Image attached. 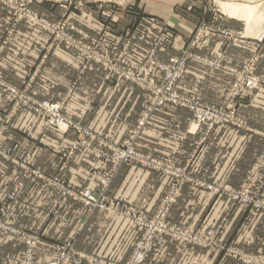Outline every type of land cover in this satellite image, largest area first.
<instances>
[{"label":"crops","instance_id":"obj_1","mask_svg":"<svg viewBox=\"0 0 264 264\" xmlns=\"http://www.w3.org/2000/svg\"><path fill=\"white\" fill-rule=\"evenodd\" d=\"M36 1L34 8L45 16L56 17L69 11L78 28L90 34L106 29L105 22L111 16L105 50H116L124 41V33L130 30L127 57L134 59H139L156 34L166 27L174 35L158 53L166 61L179 53L184 38L201 19H214L252 39L264 32V0H216L220 16L211 13L209 0H149V15L111 0L103 1V5L90 0ZM8 16V11L0 8V79L14 86L29 85V93L38 99L58 101L68 95L63 113L98 136L93 140L95 144L91 142L95 148H99V141L119 144L137 122L142 91L117 77L105 80L103 69L94 63H89L79 75L83 63L79 53L61 41H51L28 21L10 30ZM197 51L209 59L221 55L222 61L213 66L190 60L177 89L184 94H198L211 105L223 101L234 81L230 67L240 68L256 55L255 72L264 76V41L257 47L252 40L240 44L213 38L200 43ZM74 80L76 85L69 91ZM232 107L243 120L242 127L226 124L197 129L188 111L161 105L151 113L135 144L140 151L176 165L189 163L193 179L211 183L219 191L186 183L172 207L169 222L202 230L222 223V242L264 255V212L235 204L228 195L251 177L250 191L264 193V86L241 89L232 100ZM10 110L11 101L0 90V118ZM43 124L38 114L19 107L10 115L3 135L4 146L12 152L8 158L0 156V208H6L5 217L14 224L31 221L38 215L33 209L40 213L42 209L58 210L59 196L37 179L40 176L60 175L74 186L89 182L94 188L99 186L94 176L102 164L99 154L81 146L69 162L64 161L63 154L76 137ZM167 185L168 178L156 171L125 165L107 193L127 207L152 212ZM12 192L15 195L11 198ZM139 233L129 219L105 212L101 220L87 221L76 247L125 261L131 252L129 241ZM21 250L22 244L16 238L0 237V256L18 257ZM36 255L40 259L38 256L47 254ZM221 255L170 242L155 264H241L230 258L224 260Z\"/></svg>","mask_w":264,"mask_h":264},{"label":"built area","instance_id":"obj_2","mask_svg":"<svg viewBox=\"0 0 264 264\" xmlns=\"http://www.w3.org/2000/svg\"><path fill=\"white\" fill-rule=\"evenodd\" d=\"M30 10V9H29ZM28 9L25 10L24 17H29V19L37 24L38 27H45L49 31H56L55 27L48 25L47 23L37 20L35 15H32ZM60 37L64 43L70 45L74 48L77 53L83 56V64L81 69L87 67V61H97L101 62L104 68L108 69L111 66V60L106 59L99 52L100 44L96 43L93 37L91 45L84 46L80 41H73L69 34L59 33ZM221 35L224 36L229 41L243 43L245 38L240 34L227 29L225 27H215L201 22L196 26L193 33L189 36V47L193 46L205 38H212L213 36ZM162 35L159 36V38ZM159 38L155 41L156 47H151L149 51V56L145 58V65H139L137 63L131 65L130 68L124 66H117L113 71L116 72V77L122 79L123 81L133 83L141 88L144 94V100L142 103V112L141 116L138 119L137 126L133 129L128 130L126 138L117 146L111 147V154L108 156V160H113L114 166H120L123 163H132L136 162L140 165L150 166L153 169L161 172L167 177H172L173 182L170 187H168L167 193H165L162 198L161 204L156 210V212L151 216H146L144 214H135L132 209H125L122 214L133 219L132 221L137 225L138 228L142 229L140 238L135 243L134 248L129 255V257L123 262L119 263L113 260H103L99 256L94 255L93 253L88 254L83 251H78L76 249L75 240L73 238L67 239L58 243L50 257L49 261L45 264H150L152 259L158 258L161 254L162 249L164 248L165 243L168 240L179 241L182 245L193 244L197 247L204 248L206 250H223L222 246L218 244L217 233L212 234H198V233H189V231L176 228L165 221V216L169 210V207L174 201L175 196L177 195L180 186L187 180L188 176V166L187 163L184 166H173L169 162L161 161L160 159L152 158L151 156L142 154L135 148V138L139 133V130L143 127L145 122L148 119V116L153 111L154 108L161 106L163 103H168L179 108H184L189 110L193 114V124L198 127L199 125H205L206 129H211L216 125L220 124H232L236 126L243 125V120L236 115L235 110L232 107V100L237 92V87L241 80L247 82L250 85L256 87L258 85L259 79L252 74H248L240 71H233L235 79L233 85L229 88L224 100L219 105L204 104L200 101L199 97L182 95L175 92V86L177 82L182 78L186 70V60L189 58H197L202 60V62L208 63L213 66H219L217 62L208 60L201 57L200 55H194L188 50H185L180 57H170L168 61H158L154 56V50L156 51L157 43ZM156 68L160 72V80H155L152 75V69ZM111 69L107 70V75L104 74V78H110ZM0 86L11 100L12 106L11 110L8 112L12 114L17 108L23 106L27 109L33 111L38 115L46 116L48 119V125H55L60 129H66L69 125H74L80 128L86 135L89 136V141H85L84 145H91L94 140L93 135L86 127L82 125H77L72 122V120L65 118L61 114L62 103L51 100H41L34 98L26 88H18L13 85L4 84L0 81ZM74 84L69 88L73 89ZM3 120V121H2ZM5 119H0V138H2L5 131ZM99 151L98 148H94ZM0 153L3 157H10L8 150H4L0 147ZM105 169L99 176V185L101 189H105L111 182V176L113 170L108 171ZM253 177L246 180L240 189L229 191L228 194L234 202H241L246 205H251L255 209L264 210V198L259 195H252L250 191V183ZM52 185H58L59 188H62L63 194H72L74 197L79 199H84L86 203H89L93 207H105L104 201L99 196H95L90 188H85L82 191L71 188L70 185H64L63 181L58 177H53L52 180H49ZM197 185H201L208 190H213L219 192L218 189L212 185L204 183L203 181L197 182ZM0 231H13L17 233L16 229L10 228L8 225L3 223L0 219ZM35 237L33 235H25L23 239L27 243V248L19 261H14L11 259H0V264H44L38 263L33 260L32 248L35 245ZM238 259H243L247 264H264V258L257 256L255 254L241 253L236 250L230 251Z\"/></svg>","mask_w":264,"mask_h":264},{"label":"rangeland","instance_id":"obj_3","mask_svg":"<svg viewBox=\"0 0 264 264\" xmlns=\"http://www.w3.org/2000/svg\"><path fill=\"white\" fill-rule=\"evenodd\" d=\"M90 1L103 5V1H106V0H90ZM107 1H109V0H107ZM111 1H115V2L117 1V3L122 4V6H126L127 9H129V10H133V9L134 10H138L140 13L148 14V13H150L149 11H151L150 8H149V6H148V5H150L149 4V2H150L149 0H111ZM209 1H210L209 10L211 11V13L213 15L220 16L221 14L218 13V12H216V10H217L216 0H209ZM35 2H37V1L36 0H0V8H3L6 11H8V14H9V16H8L9 20L8 21H9V27L11 26L10 27V30L13 28L14 25H16V24H18V23H20L22 21H28V22H30V23H32V24L35 25V23H33L29 19L28 16L27 17H24L25 10L26 9H28V10L30 9L29 12L32 15H35V17H36L37 20L43 21V22L47 23L48 25H52V26L55 27V30L56 31H49L45 27H43V28L42 27H39L42 31H44L48 35V37H49V39L51 41H61V42L64 43V41L60 37L59 33H63V34H66L67 33V34L70 35V37H71V39L73 41H80L84 46H88V45H91L90 43H91L93 37H96L97 39H94V40H95L96 43H99L100 44L99 52L106 59H110L111 60V63H112L111 66L108 67V69H111L112 70L111 71L112 74H110L111 77L108 78V79H105L104 78L105 80H111V79H113V78H115L117 76L116 75V72L113 71V70L115 69V67H117L119 65L124 66L126 68H130L131 65H133L135 63H137L139 65H145V66H147V64L145 63V58H147L149 56V54H150L149 51L151 50V47H156L155 41L159 38L160 35H162V36L158 40V43H157L158 46L156 48V51L154 50V56H155V58H157L156 60L162 61L158 57V53L161 52V50L163 49V46L166 45V44H168V42L171 41V38H173V36H174V35H172V32L170 33L169 30H167L166 27L165 28H162L156 34V36L154 37V39L152 40L151 45L144 51L143 55L139 59L129 58L127 56H128L129 51H130L131 38H132V35H131L132 32L130 30L129 31L127 30L124 33V35H123V40L124 41L120 44V46L116 50H113V51H106L105 50L104 44H105V42L107 40V34H106V32L108 33V31H109V29L111 27V25H110L111 16L108 17L107 22H105V28L106 29H104L103 31H101L100 33H97V34H90V33L84 32L83 30H81V29L78 28V26L76 24V21L69 14V11L68 12L67 11H64V12H62L60 14H57L56 17L45 16V14H42L39 10H37L36 8H34L33 3H35ZM182 5H185V2H182ZM114 6L117 7L116 4H114ZM137 7H140V8H137ZM178 9H177V11L180 12V9L179 10ZM201 22H204L205 24L210 25V26L225 27L227 29H230V30L236 32L237 34H240L242 37L245 38V41L243 43H246V42H249L250 40H252V41H254V45H256L257 47H259V46H261L263 44V41H264V32L260 36L258 34L254 39H252V37H248V36H246L243 33L241 34L238 31H236V30H234V29H232L230 27L223 26L220 22L214 21V19H212L211 21H208L206 19H201V20H199L196 23L194 29L184 38L183 44H182V47H181L179 53L173 54V55L169 56L168 59L170 57H172V56H174V57H180L185 50H188L189 52H191L194 55H200L201 57L206 58V57H204L203 55H201L197 51V47L203 41H207V40L213 39V38H221V39L226 40L227 42L237 43V42H233V41L227 40L226 38H224V36L216 35V36H213L212 38L202 39L200 42H198L196 44H192L193 46L189 47V43H188L189 42V36L193 33V31L195 30L196 26L199 25ZM243 43H240V44H243ZM64 44L67 45L68 47L72 48L70 45H68L66 43H64ZM72 49L75 50L74 48H72ZM82 58H83V56H82ZM168 59L166 61H168ZM192 59L198 60L197 58H189V59H187L186 60V69H187V63L190 60H192ZM206 59L211 60V61H215L219 65L220 62L222 61V56L221 55H218L214 59H209V58H206ZM83 60H84V58H83ZM256 60H257V56L255 55L254 58L250 59L249 61L244 62L241 65L240 68H231L230 67V69H228L230 72H231V69H232L233 71L237 70V71H240V72H245V73H248V74H252V75H255L259 79V82L257 83L258 85H256V87H254L253 85H250L247 82V80H245V81L241 80L240 83H239V86L236 89L237 92H236L234 98L237 96L238 92L241 89H256V88H259V87H263L264 86V76L263 75H260V74H257L255 72V67H256L255 61ZM198 61H202V60L199 59ZM84 62H85V60H84ZM86 63H87V67H88L89 63H94V64L100 66L103 69L104 74L107 75V70L108 69L107 68L105 69L104 66L101 64V62H97V61L95 62V61L89 60ZM87 67L85 69H81V67H80V71H79L80 73H79V75L82 72H84V70H86ZM185 72H186V70H185ZM185 72H184L183 76L185 75ZM152 75H153V77H154L155 80H160L161 79L160 78V72H158V70L156 68H153L152 69ZM183 76H182V78H183ZM180 80L177 82L176 86L174 87L176 93H180V94L186 95L188 97L197 96V97H199V99H200V101L202 103L209 104V103L203 101V99L198 94H184V93H181L180 91H178L177 85L180 82ZM0 81L2 83H4V84L6 83L8 85H11V84H9L8 82H6L3 79H0ZM76 82L77 81L74 80L71 83V85L74 84V87H75ZM127 83L129 85H132L134 87H137L138 89H140V91H142L141 88L138 87L137 85H135L133 83H129V82H127ZM231 85H233V84H231ZM16 87H18V88H26V90L29 92V90H28L29 89V85L23 84L21 86H16ZM0 88H2V87L0 86ZM0 90L7 97L9 96L2 89H0ZM70 90H72V89H70ZM142 93H143V91H142ZM66 97L63 100H58V101L57 100H51V101H57V102L62 103L61 105H63V106L61 108V114L65 118L72 120L73 123L79 125V123L75 122L73 119L67 117L63 113L64 100L66 99ZM36 99H38V98H36ZM38 100L41 101V100H45V99H38ZM47 100H50V99H47ZM143 100H144V94H143ZM165 104H168V103H165ZM165 104L163 103L162 105H165ZM169 105H171V104H169ZM11 106H12V103H11ZM215 106H217V105H215ZM21 107H23V106H21ZM181 109H184V108H181ZM154 110H155V108L153 109V111ZM184 110H186V111H188L190 113V115L192 117V123H193V120H194L193 119V114L189 110H187V109H184ZM141 112H142V104H141V111H140V114H139L138 119L141 116ZM151 113H150V115H151ZM10 115H11L10 113L6 112L0 118V119H5L6 120L5 121V126H7L8 125V122L10 121ZM39 116L43 119V123H44L43 125H44L45 128H49V129L53 128V129H56V130H59V131H63V132H71L76 137L75 140L68 146L67 150L63 154L64 161H68L69 162V159L73 156L74 151H76L81 146L82 147H85V148H88V149H91L93 152L99 154V156L102 159V164L99 167L98 171H95V173H94V176L96 177L97 181L99 180V176L102 173V171H104L105 169H109L108 171L113 170L112 176H111V178H112L111 179V182H112V180L116 176V174L119 171V169L122 166H125V165H137V166L142 167V168L151 169L153 171H156V172L160 173L162 176L167 177V175L162 174L161 172L153 169L150 166L140 165L139 163H136V162L123 163L122 165H120L118 167L117 166H114L112 164L113 163L112 157H111V160L110 159L108 160V156L111 154V147L109 149V146H117V145H119L126 137L119 144L105 143V142L102 143V142L99 141L98 142V146H99L98 150L99 151H97V150L94 149L95 148L94 145L91 144V145L87 146V145H84L83 144L85 141H89V136L86 135L80 128H78V127H76L74 125H69V127L66 128V129H60V128H58L55 125H48V119H47L46 116H43V115H39ZM149 116H148V119H149ZM138 119H137V121H138ZM148 119H147V121H148ZM147 121L145 122V124L143 125V127L146 125ZM136 124H138V122H136ZM136 124L133 127H131L130 129H132V128L134 129L137 126ZM220 125H226V124H220ZM243 125H244V122H243ZM243 125L241 124L240 126H236V125H233V126L242 127ZM82 126H84V125H82ZM143 127L139 130V133L141 132V130L143 129ZM201 127H205V125H199L196 128L199 129ZM6 129L7 128H5V131H6ZM5 131H4L3 135L5 134ZM139 133L137 134V136L135 138V141H136ZM93 135H95V134H93ZM92 138L96 140L98 138V136L95 135ZM92 143L95 144L96 141H92ZM134 144H135V142H134ZM134 146L137 149L136 144ZM0 147H2L4 150H8V154L12 152V149H10L9 147H5L4 146V144H3V136H2V138H0ZM137 150L139 152H141L142 154L151 156L152 158L160 159V158H158V157H156V156H154V155H152L150 153H144V152L140 151L139 149H137ZM1 155H3V154L0 153V156ZM160 160L161 161H164V162L171 163L170 161H167V160H163V159H160ZM171 164L173 166H179V167H181V166L186 165L187 163H185L183 165H176L174 163H171ZM188 176H189V180L185 181L180 186V189H179L177 195L175 196L173 203L169 207V210H168V212H167V214L165 216V221L168 222L169 224H171L172 226L176 227V228L185 229V230L189 231V233H192V234L198 233V234L204 235V234H207V233H210V232L212 234L217 233L218 244L222 246V249L223 250H214L213 252H217L220 255L222 254L220 257L221 258L223 257L224 260L230 258L233 261H236L238 263L247 264L246 262L243 261L242 258L241 259H238L237 257H235L230 252L231 250H234V251L236 250L237 252L241 251V253L244 252V253H248V254H255L257 256H260V257L264 258V255L257 254V253L247 252V251H244V250H242L240 248H237L235 246L228 245V244L222 242L221 239H220V234H221L222 229H223L222 223L216 224L214 226H211V227H208L207 229H203L202 230V229H193V228L180 227L178 225H175V224L169 222L168 217H169V215L171 213L172 207H173L174 203L176 202L177 198L179 197V195L181 194V191H182L184 185L186 183H193V185H197V182H199V180H195V179H193L190 176V174H189V166H188ZM53 177H58L60 180L63 181L64 185H66V186L67 185H70L71 188L77 189L79 192L82 191L85 188H90V191L95 196H99L98 198H102L103 199L104 204H105V207H99V206L93 207L89 203H86L84 199H79V198L74 197L72 195L74 193L63 194L62 188H59V186L58 185H55V184L52 185L51 182H49V180H52ZM167 178H168V185H167L165 191L163 192V194L161 195L158 205L156 206V208L152 212H148V211H145L143 209H135L133 207H127V205H125L123 202H121V201H119V200H117V199L109 196V194L107 193V188L109 187L110 184L105 189H101L102 187H100V185L97 186L96 188H94L92 186L93 185L92 182H89L85 186H74V185L69 184L67 181H65V179H63L60 175H52V176H44V177L40 176V178H37V179L42 180L45 183V185H47L48 187H52L53 189H55L56 194L59 196V203H58L59 207H58V210H57V208H53V209H42L43 211L40 213L39 210H34L33 209V211L36 214H38V215L33 216L34 215L33 214L32 215L33 217L31 218V221L28 220V222L23 223V224H14V223L10 222L8 219H6V217H5L6 208H4V207L0 208V219H1V221L3 223H5L6 225H8L10 228L16 229V231H17V233H14L13 231H7V232L0 231V237H3V236L4 237H13V238H16L22 244V250H21L20 255H19L20 257L19 256L18 257H12V256L11 257L10 256H4V257H2V256H0V259H2V260H4V259H6V260L11 259V260H14V261H19L22 258V256H23L26 248L28 247L27 246V243H25V241L23 239V236H25L27 234V235H33L35 237L34 238L35 239V245L32 248V250H33V254H32L33 260L35 262L44 263L45 264V263H47L49 261L48 258L50 257V254L52 253L54 247L58 243H60L62 241H65L67 239L73 238L75 240V245H76V242L78 241L79 236L84 231V228H85V226L87 224V221L90 218H91V221H96L97 218H98V220H101L103 218V216L105 215V212H112V213L121 215V216L129 219V221H131V223L136 228H138L137 225L132 221L133 219H131V217H128V216L123 215L122 212L125 209H132L135 212V214H144L146 216L153 215L156 212V210L158 209V207L160 206L161 201H162V198L164 197L165 193H167L168 187H170L171 184H172V182H173V178L172 177H169L168 176ZM245 182H246V180L244 181V183ZM204 183H206V182H204ZM98 184H99V181H98ZM207 184H211V183H207ZM251 184H252V181H251L250 185ZM197 186H201V185H197ZM201 187H203V186H201ZM241 187L242 186L240 185L237 189H240ZM203 188H205V187H203ZM209 191L215 192L213 190H209ZM251 194L252 195L263 196V198H264V193H261V192H251ZM14 195H15V193L12 192L9 197L12 198V197H14ZM234 203L235 204H237V203L243 204L241 202H234ZM244 205H246V204H244ZM246 206H248L252 210L263 211L264 212V210L255 209L251 205H246ZM138 229L140 231L138 237L137 238L134 237L133 239H130V241H129V243L131 244V250H130L131 252H132V250L134 248L135 243L140 238V235H141V232H142V229L141 228H138ZM98 241H100V240H98ZM91 242H93V240ZM170 242H175V243H177L179 245H182L181 242H179V241L176 242V241H173V240L170 239V240H168L165 243L164 248L162 249L160 256L162 255L163 251L165 250V248L167 247V245ZM89 244H91L90 243V240H89ZM184 246L185 247H192V248H201V247H197L196 245H193V244H188V245H184ZM50 248H51V250H50ZM76 249H78V248H76ZM201 249H204V248H201ZM49 250H50V252H49ZM204 250H206V249H204ZM78 251H83V250L78 249ZM207 251H212V250H207ZM37 252L40 255L41 254H47V255L38 256V257H42V258L38 259L37 258V255H36ZM83 252L88 253V254H91V252H86V251H83ZM131 252H130V254H131ZM94 255H97V254H94ZM97 256H99L103 260H106V259L108 260L109 259V257H104V256H101V255H97ZM159 257L158 258H155V259H152L151 262H150V264H155V262L157 261V259H159ZM109 260H113V259H109ZM113 261H115V260H113ZM117 262L123 263L124 261H117Z\"/></svg>","mask_w":264,"mask_h":264},{"label":"bare ground","instance_id":"obj_4","mask_svg":"<svg viewBox=\"0 0 264 264\" xmlns=\"http://www.w3.org/2000/svg\"><path fill=\"white\" fill-rule=\"evenodd\" d=\"M263 32L259 33V36L262 34Z\"/></svg>","mask_w":264,"mask_h":264}]
</instances>
